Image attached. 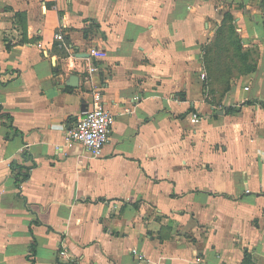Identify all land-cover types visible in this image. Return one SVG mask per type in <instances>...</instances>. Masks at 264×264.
<instances>
[{"label": "crops", "instance_id": "obj_1", "mask_svg": "<svg viewBox=\"0 0 264 264\" xmlns=\"http://www.w3.org/2000/svg\"><path fill=\"white\" fill-rule=\"evenodd\" d=\"M260 1L0 0V264H264L262 98L212 57L226 14L262 40ZM90 83L99 157L66 142Z\"/></svg>", "mask_w": 264, "mask_h": 264}, {"label": "built area", "instance_id": "obj_2", "mask_svg": "<svg viewBox=\"0 0 264 264\" xmlns=\"http://www.w3.org/2000/svg\"><path fill=\"white\" fill-rule=\"evenodd\" d=\"M54 38L56 41L62 43L63 47H68L64 42V35L62 33H56ZM89 54L93 58L105 56L104 51L95 48L90 49ZM96 70L97 68L94 65L89 68L90 72ZM202 77H204L203 74ZM247 89V87L244 88V90ZM103 92V85L90 83L89 94L92 97L90 107L67 129L66 142L70 145H82L93 157H99L102 154L103 148L109 142L111 128L115 119L113 114L105 107ZM200 120L201 117L197 112L191 113L190 122L192 124H197ZM26 148L27 145H23L20 148V153L26 154ZM58 254L63 259L64 264H79V262L74 261L68 256L65 242L60 244Z\"/></svg>", "mask_w": 264, "mask_h": 264}, {"label": "rangeland", "instance_id": "obj_3", "mask_svg": "<svg viewBox=\"0 0 264 264\" xmlns=\"http://www.w3.org/2000/svg\"><path fill=\"white\" fill-rule=\"evenodd\" d=\"M262 15L263 12L261 10L260 28L262 30L263 36L262 40L260 39L259 42L252 43L250 41L247 42L240 39L238 37V31L236 30L242 51L247 52L245 58L246 63L243 64L238 60V63L235 66L231 65L225 67L226 70H230L233 74L228 80L225 81L223 88L225 91L229 90L231 88L229 80L233 79L234 77L235 82L233 84H247L250 86V88L252 87L255 90L257 89V92H260L259 94L264 102V22L262 21ZM221 39L223 38L221 37ZM216 49L217 52L215 53L214 57L230 60L232 63H235L233 61L237 60L235 57H233L232 48L227 40L220 41Z\"/></svg>", "mask_w": 264, "mask_h": 264}, {"label": "trees", "instance_id": "obj_4", "mask_svg": "<svg viewBox=\"0 0 264 264\" xmlns=\"http://www.w3.org/2000/svg\"><path fill=\"white\" fill-rule=\"evenodd\" d=\"M260 8L263 12V15H262V21L264 22V0H261L260 1ZM223 25H222V28L218 30L216 36H215V41H214V46L213 48L216 49V47H218V44L220 41L222 40H227V42H229L231 48H232V55L233 57H235L237 60H239L241 63H246V51H242V47L239 43V40H238V37H237V31H236V27H234L233 25V18L230 14H226L224 19H223ZM221 37L223 39H221ZM209 52V51H208ZM207 52V53H208ZM217 52V49L214 51V55L215 53ZM206 53V54H207ZM214 55L212 57H214ZM216 60L220 61V58L219 57H215ZM259 104L261 105V107L264 109V102L263 100H260L259 101ZM236 109H233V108H230L227 110V113H233L235 112ZM2 110L0 108V116H2ZM6 118L7 119H11L10 116L6 115ZM23 158H27V156L23 153L22 154ZM11 168H12V171L13 170H16L18 169L17 165L15 163H11ZM16 176H21V179H26L28 177V173H18L16 174ZM246 264H253L251 262V260H247L245 261Z\"/></svg>", "mask_w": 264, "mask_h": 264}, {"label": "water", "instance_id": "obj_5", "mask_svg": "<svg viewBox=\"0 0 264 264\" xmlns=\"http://www.w3.org/2000/svg\"><path fill=\"white\" fill-rule=\"evenodd\" d=\"M71 80H74V78H71Z\"/></svg>", "mask_w": 264, "mask_h": 264}]
</instances>
